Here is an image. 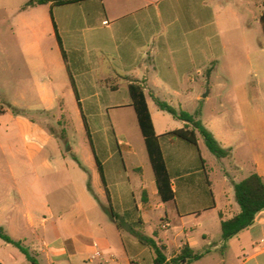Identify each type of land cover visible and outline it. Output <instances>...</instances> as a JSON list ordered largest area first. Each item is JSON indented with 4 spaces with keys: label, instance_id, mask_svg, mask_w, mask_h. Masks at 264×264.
I'll return each instance as SVG.
<instances>
[{
    "label": "crops",
    "instance_id": "crops-1",
    "mask_svg": "<svg viewBox=\"0 0 264 264\" xmlns=\"http://www.w3.org/2000/svg\"><path fill=\"white\" fill-rule=\"evenodd\" d=\"M28 2L17 7L10 18L13 37L25 48V54H8L10 106L45 115L58 109L64 113V107H70L76 116L85 117L84 109H77L85 105L96 122L108 117L113 124H119L116 129L112 126L117 147L107 148L102 163L105 176L102 186L97 166L70 161L55 133L26 116H16L12 110L4 109L0 114L8 122L12 121L14 128L1 133L0 127V139L5 140L3 148L8 158V163L3 168L0 166V171L5 172L3 176L0 172V180L8 182L5 180L7 171L14 178L20 176L18 195L29 211L38 209V201L55 192L63 228L71 220L86 218L78 229L87 237L102 232L99 222L90 224L89 215L93 213L98 220L100 206L96 199L105 195L131 237L124 243L118 220L114 219L128 264H154L152 249L138 237L142 231L164 248L167 262L189 247L196 253L207 252L202 259L190 264L206 261L264 264V211L257 215L250 228L227 243L223 241L222 222L240 213L234 185L241 181L230 176L223 162L222 176L217 180L212 178L200 136L198 149L184 141L163 144L175 200L162 201L129 92L133 83L144 87L158 136L183 129L187 124L177 119L176 124H167L159 108L160 113L154 115L150 99L157 107L159 99L184 111L186 103L193 99V88L188 85L203 77L201 61L210 49L212 54H227L229 48L244 47L247 51L253 48L254 54H264L257 44L249 47V41H258L260 37L264 45L260 20L264 11L262 1L84 0L66 6L50 4L24 9ZM106 21L109 26L104 25ZM210 41L215 42V46ZM17 60L25 66L26 72L21 75L15 70ZM257 68L259 72L264 71L260 63ZM214 70L208 69V80ZM257 83L260 84V80ZM120 91L129 94L127 103L113 101ZM246 104L249 110L257 111L254 103L247 101ZM112 108L133 109L135 116L117 114L114 120L110 115ZM203 125L224 149L230 150L226 158H231L237 174H243L245 164L235 159L232 138L229 135L218 138L215 131ZM17 128L29 163L17 162V155L22 151L12 143ZM250 154V175L257 173L264 178V147L252 140ZM143 159L149 162L148 170ZM87 172L91 177V191ZM130 172L134 173L132 178ZM16 193L5 190L6 201H14ZM69 200L73 201L71 206L66 205ZM159 209L164 210L165 216L156 230L153 213ZM46 210L55 213L53 208ZM0 226L3 227V223ZM160 231L164 232V238ZM54 246L67 253L69 261L78 262L97 259L94 256L100 252L101 243L93 239L86 246L68 237ZM68 248L73 253L69 256ZM51 257L56 260L50 264L65 260V255L54 253L49 254L46 261ZM0 262L6 264L3 260Z\"/></svg>",
    "mask_w": 264,
    "mask_h": 264
},
{
    "label": "rangeland",
    "instance_id": "rangeland-1",
    "mask_svg": "<svg viewBox=\"0 0 264 264\" xmlns=\"http://www.w3.org/2000/svg\"><path fill=\"white\" fill-rule=\"evenodd\" d=\"M28 1L31 2L32 0H0L1 111L4 109L12 110L9 104L12 98L9 88L8 54H15L16 56L25 54L23 43H21L19 39L13 37L10 18L17 7ZM211 30L212 28H209V31ZM230 38L234 37L231 36ZM210 43L214 44V46L216 44L211 41ZM240 44L243 45V42H240ZM254 44H257V46L259 45V48L262 47L264 52V45L262 44L261 37L258 41H249L250 48H252ZM253 51V48L247 51L244 47H239L238 49L229 48L227 54H212L210 49L208 56L201 61L204 67L202 72L203 77H200L199 81L194 82L192 86L188 85V87L193 88L191 91L193 99L186 103L184 111L192 115H197V118L203 124L215 131L218 138L229 135L236 148L235 159L245 164V172L239 175L234 170L231 158H217L203 143L202 153L212 171V178L214 180L222 176L221 162H223L231 177H237L238 181L244 180L250 175V147L252 140H255L258 146L264 147V71L259 72L257 68L259 63L264 67V54H254ZM208 69H215L210 80H208ZM15 70L19 75L26 72L25 66L20 60H17ZM257 80H260V84L257 83ZM127 100H129V94L125 91H120L113 101H115V103L124 104L127 103ZM247 101L256 105V112L252 109L249 110L246 104ZM150 103L154 109V115L160 113L158 107L151 99ZM175 107L180 109L179 106ZM64 109V113L58 109L51 115L27 111L26 117L38 122L50 132L55 133L59 139L62 150L66 156H69L70 161L83 166L91 165L94 167L97 166L96 154L103 163L107 148H109V146L113 148L117 147V141L112 131V126L115 125L114 128L116 129V127H119V124H113L108 117H105L103 122H96L89 107L85 105L84 108L77 107L78 110L84 109L85 111L84 115L90 131L89 136L83 117L76 116L74 110L70 107H64ZM131 110L132 111L128 109L121 110L112 108L110 110V115L113 116L114 120L117 114H120V116H129L131 113L135 116L133 109ZM160 114L169 125L178 122L169 113L164 112ZM0 127L1 133H4V131H7L9 128H11V130L14 128L12 121L8 122V119L4 118L2 114H0ZM16 130V135H14L12 143L15 147L22 150L21 153L17 155V162L29 163V159L23 151L24 141L20 136L19 129L17 128ZM4 142V139H0V166H2V168L8 163V158L3 148ZM70 147L73 148L72 152L69 151ZM135 147H137V144H135ZM143 161L145 160L143 159ZM143 165L146 166L147 170L150 168L148 161H145ZM0 172L2 176L5 173L3 171ZM6 174L7 177L5 180L8 182H5L4 179L0 180V208L2 213L0 223H3V227L12 239L22 241L23 249L7 244L0 239V260L5 261L6 264H33L23 251L26 250L37 264H50L56 260V258L51 257L49 261H46L47 256L54 253L65 255V260H62L60 264H128L125 260L123 242L118 235L117 225L108 213L111 203L105 195H102L99 200L96 199L100 206L98 220L93 213L89 215L90 224L99 222L102 232L99 235L82 236L81 234L83 232L78 229V226L86 222V218L71 220L67 225L68 227L66 226L64 229L62 220L59 218L57 208L60 204L57 203L55 192L54 194H48L43 200H39L38 209L34 208L33 211H29L23 203L22 198L18 195V189L22 182L20 176L14 178L10 176L8 171ZM133 174V172H130V178L133 177ZM87 176L88 184L91 185L92 182L89 172H87ZM58 178L59 175H56V179ZM8 189L17 192L15 200L12 202L6 201L5 190ZM216 190L219 192L217 185ZM233 201L235 202V199H233ZM72 204L73 201L69 200L66 205L71 206ZM47 207L53 208L55 213L46 210ZM153 215L155 219L154 228L157 230L158 224L161 222V218L165 216V213L164 210L159 209L155 211ZM117 220L122 231L123 241L127 243L131 237L127 229L123 226V221L119 215L117 216ZM140 235L143 237H150L149 234H144V231H142ZM160 235L163 238L165 236L163 231H160ZM68 237L86 246H89L92 240L96 239L101 243L100 252L103 257L92 260L90 258L78 262L69 261L67 259V253L64 254V252L56 249L54 246L59 240H66ZM213 238L216 239L215 235ZM70 243L71 242H68L67 244ZM71 254H73L72 250L68 248V256ZM204 264L212 263L211 261H206Z\"/></svg>",
    "mask_w": 264,
    "mask_h": 264
},
{
    "label": "trees",
    "instance_id": "trees-1",
    "mask_svg": "<svg viewBox=\"0 0 264 264\" xmlns=\"http://www.w3.org/2000/svg\"><path fill=\"white\" fill-rule=\"evenodd\" d=\"M82 1L84 0H32L24 7V9L38 5L50 4L52 6H66L80 3ZM257 1H262V6L264 7V0ZM260 20L264 31V11ZM58 41L62 47L59 37ZM63 54L65 57L64 51ZM129 92L132 101V107L136 112L138 123L147 147L150 163L154 171L158 194L164 203L175 200V192L172 189V175L169 172L163 151V144L165 142L174 144L178 141H184L198 149V136H200L204 140V143L209 151L217 158L223 159L230 155V150L224 149L219 144L215 136L207 128H205L200 120L197 119V115H192L182 110L178 111L168 103L159 99L156 100V103L161 111L169 113L175 119L183 121L187 125L183 129L170 132L163 136H158L154 127L144 87L140 84L133 83L130 85ZM0 112L2 111L0 110ZM12 112L17 116H26L27 114V111L15 108H12ZM83 119L90 136L88 124L84 116ZM95 158L102 181L105 185V176L102 162L96 154ZM234 188L235 199L240 207V213L234 218L222 222V237L225 243L239 235L242 231L250 228L254 224L257 215L264 211L263 177L257 173H253L245 180L236 183ZM89 189L90 191L92 190L91 185H89ZM108 213L113 219H117V214L112 207H110ZM138 237L144 245L152 249L155 255L154 264H190L202 259L207 253H196L191 248L186 247L182 250L180 255L172 259L170 262H167V257L164 254V248L159 246L154 238L143 237L142 235H139ZM0 239L5 241L7 244L23 249L22 242L14 241L2 226H0ZM23 251L33 264H37V262L29 255L26 250ZM0 264L2 263L0 262Z\"/></svg>",
    "mask_w": 264,
    "mask_h": 264
},
{
    "label": "built area",
    "instance_id": "built-area-1",
    "mask_svg": "<svg viewBox=\"0 0 264 264\" xmlns=\"http://www.w3.org/2000/svg\"><path fill=\"white\" fill-rule=\"evenodd\" d=\"M104 25H106V26H109V22H104ZM102 255H101V253L100 252H97L96 254H95V256H94V258H98V257H101Z\"/></svg>",
    "mask_w": 264,
    "mask_h": 264
}]
</instances>
